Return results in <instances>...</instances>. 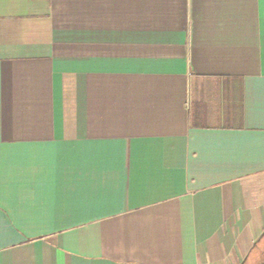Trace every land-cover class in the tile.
<instances>
[{
  "label": "crops",
  "instance_id": "crops-1",
  "mask_svg": "<svg viewBox=\"0 0 264 264\" xmlns=\"http://www.w3.org/2000/svg\"><path fill=\"white\" fill-rule=\"evenodd\" d=\"M0 264H264V0H0Z\"/></svg>",
  "mask_w": 264,
  "mask_h": 264
}]
</instances>
